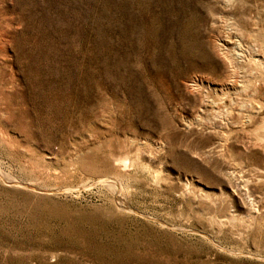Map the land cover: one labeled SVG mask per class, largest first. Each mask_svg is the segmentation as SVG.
Returning <instances> with one entry per match:
<instances>
[{
    "label": "rangeland",
    "instance_id": "374dc122",
    "mask_svg": "<svg viewBox=\"0 0 264 264\" xmlns=\"http://www.w3.org/2000/svg\"><path fill=\"white\" fill-rule=\"evenodd\" d=\"M0 264H264V0H0Z\"/></svg>",
    "mask_w": 264,
    "mask_h": 264
},
{
    "label": "bare ground",
    "instance_id": "6f19581e",
    "mask_svg": "<svg viewBox=\"0 0 264 264\" xmlns=\"http://www.w3.org/2000/svg\"><path fill=\"white\" fill-rule=\"evenodd\" d=\"M220 47V46H219ZM225 47V46H224ZM225 53V52H224Z\"/></svg>",
    "mask_w": 264,
    "mask_h": 264
}]
</instances>
